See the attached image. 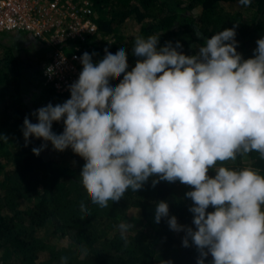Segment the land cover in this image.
<instances>
[{
  "label": "clouds",
  "instance_id": "1",
  "mask_svg": "<svg viewBox=\"0 0 264 264\" xmlns=\"http://www.w3.org/2000/svg\"><path fill=\"white\" fill-rule=\"evenodd\" d=\"M236 27L205 37L194 54H185L180 41L161 45V34L138 35L131 68L124 47L105 48L98 61L95 52H84L78 78L67 86L70 98L35 109V123L23 119L24 146L39 139L31 149L36 156L51 145L80 157L79 183L100 208L141 190L150 177L152 187L160 181L190 186L192 226L170 216L166 201L156 202L153 222L164 218L170 230L183 232L182 246L191 241L199 253L196 264L209 255L210 264H264V175L227 165L253 152L264 159V36L245 59ZM54 123L63 124L61 133ZM79 208L82 219L90 214L84 201ZM131 227L118 225L125 246ZM80 252L84 258L89 249Z\"/></svg>",
  "mask_w": 264,
  "mask_h": 264
},
{
  "label": "trees",
  "instance_id": "2",
  "mask_svg": "<svg viewBox=\"0 0 264 264\" xmlns=\"http://www.w3.org/2000/svg\"><path fill=\"white\" fill-rule=\"evenodd\" d=\"M89 1L95 12L98 35L91 50L97 54L94 61L103 57L105 48L115 53L124 47L130 68L134 66L133 42L123 33L132 16L140 24L147 17L145 26L139 28V35L161 34V45L169 40L180 41L185 54H194L205 37L210 38L236 24L237 51L246 59L252 56L256 40L264 36V0H252L248 7L241 6L239 0ZM111 2H115L114 7ZM198 6L201 13L195 17L193 13ZM248 11H253V17L243 14ZM196 31L201 33L200 37L195 35ZM7 35H14L15 38H10L20 41V37L27 34ZM12 49L0 43V135L7 138L0 139V149L6 146L12 149L11 153H4L12 169L4 174L0 185L3 190L0 194V264H60L62 256L68 257L67 264H165L168 261L171 264H196L199 253L191 241L189 247L182 246L183 232L170 230L164 218L159 224L153 222L156 202L166 201L170 216H175L181 225L192 226V213L188 211L192 202L185 198L190 186L179 181H160L152 187L154 177H150L141 190L136 193L129 190L119 202H110L109 207L100 208L88 202L79 183L78 175L83 165L80 157L68 149L57 153L59 158L68 157L74 164L56 161L49 153L51 145L36 156L31 149L40 146L42 141L39 139H32L27 147L24 146L20 131L23 119L29 116L35 123L30 113L38 107L25 100L22 69ZM36 75L35 89H39L44 80L41 72ZM118 82L117 79L113 84ZM30 93L36 94L34 90ZM43 96L40 107L49 102L53 105L63 103L62 98H70V94L60 96L50 88L44 90ZM39 99L38 96L36 100ZM62 130V123L53 124L54 132L59 134ZM227 165L253 167L264 175V159L255 152L242 160L227 162ZM209 174L214 175V172ZM82 201L88 204L90 211L83 219L79 208ZM130 208L140 210L143 228L134 233L128 230L129 243L125 246L119 231L111 232L109 227L118 226ZM212 210L209 207L208 211ZM40 231H43L42 236L37 235ZM54 238L66 246L57 248ZM82 246L89 249L84 258L80 252ZM211 259L209 255L205 264H210Z\"/></svg>",
  "mask_w": 264,
  "mask_h": 264
},
{
  "label": "built area",
  "instance_id": "3",
  "mask_svg": "<svg viewBox=\"0 0 264 264\" xmlns=\"http://www.w3.org/2000/svg\"><path fill=\"white\" fill-rule=\"evenodd\" d=\"M94 13L89 0H0V34H27L48 49L43 80L65 96L82 69L79 57L98 36Z\"/></svg>",
  "mask_w": 264,
  "mask_h": 264
},
{
  "label": "rangeland",
  "instance_id": "4",
  "mask_svg": "<svg viewBox=\"0 0 264 264\" xmlns=\"http://www.w3.org/2000/svg\"><path fill=\"white\" fill-rule=\"evenodd\" d=\"M123 1V0H122ZM133 3V2H132ZM131 3V4H132ZM110 4H113V7L115 6V2H111ZM132 6V5H131ZM134 7V6H132ZM201 13V7L198 6L194 10V16L198 17ZM246 16L253 17V11H248L247 13H243ZM135 16L130 17L125 25V30L123 33L125 36L129 37L130 42H134V39L136 36H138L139 28L145 26V22H147V17L142 22L141 24L138 23L135 19ZM149 18V17H148ZM22 36V35H19ZM142 36V35H139ZM0 43L2 45H9L10 48L12 47L14 49L13 55L17 59L19 65L21 66L22 73H23V90L26 92L27 95H25V100L29 104H34V106H37L38 108L41 106V98L44 96V90L47 89L48 87L46 86L45 82H43V85L39 84V89H35V84L38 83L36 79L38 78L36 73L41 72L43 66L46 62V60L49 58V50L47 51L46 48H42L36 40H34L31 36L25 35L23 37H20L22 40H13L12 38L15 36L14 35H7V34H0ZM12 37V38H10ZM27 42L28 45H24L23 42ZM12 49V50H13ZM93 51V50H92ZM91 51V53H92ZM6 55V53H3ZM2 56V53L0 54ZM5 58V57H4ZM32 90L35 91L36 94L30 93ZM43 93V94H42ZM58 95V94H57ZM39 96V100H36ZM61 96V95H60ZM63 101H65V98H62ZM5 152H12V149L9 146H6L3 149H0V185L3 183V176L6 172H9L12 169V166L10 163H8V158L6 155H4ZM50 156L54 160H61L67 162V164H74L73 160H69L68 157H65L64 159L59 158V155L56 151H49ZM2 188L0 187V194L2 193ZM120 223H128L131 224L132 227L129 229L131 232H136L138 230H141L143 228V223H142V217H141V212L138 209H133L130 208L126 210L122 218L119 220ZM109 231L111 232H118V226H111L109 227ZM112 235V233H110ZM38 236L43 235V231H40ZM54 245L57 248H61L63 246H66L63 241L60 239H55Z\"/></svg>",
  "mask_w": 264,
  "mask_h": 264
}]
</instances>
